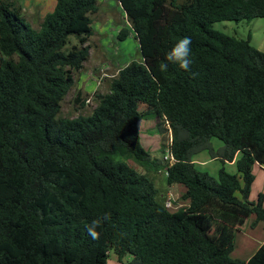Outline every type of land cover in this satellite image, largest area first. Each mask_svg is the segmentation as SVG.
Masks as SVG:
<instances>
[{
	"label": "trees",
	"instance_id": "obj_1",
	"mask_svg": "<svg viewBox=\"0 0 264 264\" xmlns=\"http://www.w3.org/2000/svg\"><path fill=\"white\" fill-rule=\"evenodd\" d=\"M117 1L140 58L95 94L90 114L63 117L99 0H56L38 28L19 0H0V264H108L111 250L132 255L125 264H264V242L249 259L232 257L228 218L264 221V191L250 198L254 168H264V51L213 28L264 17V0ZM128 35L124 27L118 37ZM71 36L78 43L67 49ZM183 37L192 42L188 71L165 60ZM140 102L170 122L173 165L143 146ZM202 151L223 162L217 177L197 167ZM130 160L167 166L168 184H182L189 203L159 202Z\"/></svg>",
	"mask_w": 264,
	"mask_h": 264
},
{
	"label": "rangeland",
	"instance_id": "obj_2",
	"mask_svg": "<svg viewBox=\"0 0 264 264\" xmlns=\"http://www.w3.org/2000/svg\"><path fill=\"white\" fill-rule=\"evenodd\" d=\"M177 1L181 3L185 0ZM26 6V14L28 18L32 19L31 6ZM91 17L93 19L94 33L87 42L90 47V55L84 63L83 69L75 71V83L62 101V109L59 116L76 117L80 114H90L97 104L95 94L108 92L111 81L117 75L118 70L131 60L140 58L138 40L131 29L121 4L117 0H99V10L91 14ZM124 27L129 28V35L126 39L121 40L118 35ZM213 28L238 38L249 39L251 44L264 51V17L239 21L220 20L213 23ZM77 43L78 39L75 36H71L70 43L66 48L69 49ZM139 110L141 117L138 126L142 144L153 157L161 160L163 159L164 145L170 142V131L165 125V118L159 116L154 109L143 102L139 103ZM212 141L217 150L224 146V142L217 137H214ZM196 158L199 161L207 160L210 158V153L202 151ZM130 163L139 171H147L148 177L158 189L156 199L159 202L167 203L168 205L171 199L170 208L172 210H174L176 205L184 202L178 192L174 193L175 196L170 193L169 197H167L170 186L164 173L165 165L160 170H157L155 168L145 169L133 160H130ZM222 166L223 162L220 159L212 160L206 164H197L200 170L209 172L215 177L218 176V171ZM225 167L229 172L237 173V167L233 163L227 162ZM255 174L257 175V181L252 187V198L256 200L259 192L263 190L264 173L256 167ZM228 218L231 222L230 224L236 230L235 248L231 255L234 258L244 259V254H247L245 253L246 248H248L247 252H253V248H256V244H252L254 242L249 237L258 234L264 236V221H260L259 225L257 223L254 226L252 225L254 221L252 219L247 226L243 217L230 214ZM247 229L250 230L251 235L245 236L244 232ZM248 239L250 240L249 243ZM244 242H247L246 246H244ZM125 260H132V255L127 254L120 258L115 250L110 251L108 264H125Z\"/></svg>",
	"mask_w": 264,
	"mask_h": 264
},
{
	"label": "crops",
	"instance_id": "obj_3",
	"mask_svg": "<svg viewBox=\"0 0 264 264\" xmlns=\"http://www.w3.org/2000/svg\"><path fill=\"white\" fill-rule=\"evenodd\" d=\"M19 3L21 4L22 6V11H23V14L25 15V17L28 19V21L31 22V24L34 26V27H39L40 26V23L41 21L43 20L44 16L48 13V12H51L54 7H55V0H19ZM26 5H30L31 8H30V11L32 13V19L28 18L27 14H26V9H27V6ZM160 160V159H159ZM162 160V159H161ZM212 160H219L217 158H212L211 155H210V158L207 159V160H204V161H199L197 158H196V162L197 163H202V164H206L207 162H210ZM163 161V160H162ZM233 163V162H231ZM163 167V165L161 166ZM259 168L261 172L264 173V168L262 167H259V166H255L254 168V173H255V169ZM256 175V174H255ZM257 181V175H256V179H255V182ZM254 182V184H255ZM253 184V186H254ZM170 186V189L168 190V196L170 195V193H172L174 196H175V192H178L179 195L181 196L182 193L185 191V187L182 185V184H179V183H175V184H172V185H169ZM252 186V187H253ZM253 191V189H252ZM251 191V196L250 198L251 199H254L252 198V195H253V192ZM264 191V186H263V190ZM168 199V198H167ZM189 202L188 201H184L178 205L175 206L174 209H177L178 207L182 206V205H187ZM255 215H251L250 217H245L244 219L246 221H244V223L247 224L248 226V223L251 222V220L255 219ZM260 222H258L257 225H259ZM262 225V224H261ZM234 227V226H233ZM235 228V227H234ZM248 231V232H247ZM244 235H251L250 234V230H245L244 232ZM252 237V238H251ZM249 237V239H251L254 243L252 244H256L255 247L256 248H253V252L249 251L247 252L248 248L245 249V253L247 254H244V259H249L254 253L255 251L258 249L259 246L262 245L263 241H264V236H261V235H254V236H251ZM248 238V237H247ZM248 239V240H249ZM250 242V240L248 241V243ZM247 242H244V246H246Z\"/></svg>",
	"mask_w": 264,
	"mask_h": 264
},
{
	"label": "clouds",
	"instance_id": "obj_4",
	"mask_svg": "<svg viewBox=\"0 0 264 264\" xmlns=\"http://www.w3.org/2000/svg\"><path fill=\"white\" fill-rule=\"evenodd\" d=\"M191 43L190 37H183L179 39L174 44L172 49L166 54L165 60L177 64L182 70H190L193 64ZM166 69L167 64L161 63L160 70L165 71ZM88 234L91 235L93 239L98 238V234L94 228L90 227L88 229Z\"/></svg>",
	"mask_w": 264,
	"mask_h": 264
},
{
	"label": "built area",
	"instance_id": "obj_5",
	"mask_svg": "<svg viewBox=\"0 0 264 264\" xmlns=\"http://www.w3.org/2000/svg\"><path fill=\"white\" fill-rule=\"evenodd\" d=\"M165 125L168 127L167 129L170 131V142L167 143L166 145H164V154H163V162L166 164H168V166H171L173 165L175 162H176V158L174 156V153H173V150H172V139H173V134H172V128H171V125H170V122L166 119L165 120ZM165 175L168 174V171H167V166L165 168V171H164ZM172 204L171 202V199L168 203V206H170Z\"/></svg>",
	"mask_w": 264,
	"mask_h": 264
},
{
	"label": "water",
	"instance_id": "obj_6",
	"mask_svg": "<svg viewBox=\"0 0 264 264\" xmlns=\"http://www.w3.org/2000/svg\"><path fill=\"white\" fill-rule=\"evenodd\" d=\"M127 262V260H125Z\"/></svg>",
	"mask_w": 264,
	"mask_h": 264
}]
</instances>
